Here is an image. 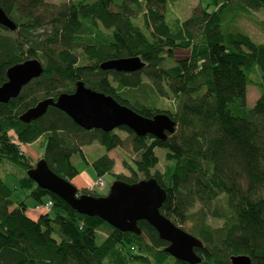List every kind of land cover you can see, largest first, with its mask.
Masks as SVG:
<instances>
[{"label": "trees", "instance_id": "1", "mask_svg": "<svg viewBox=\"0 0 264 264\" xmlns=\"http://www.w3.org/2000/svg\"><path fill=\"white\" fill-rule=\"evenodd\" d=\"M170 1L176 0H0L17 24L14 31L0 25V86L13 64L37 58L44 67L17 97L0 102V163L23 171L13 187L0 175V264H189L165 251L169 243L147 221L138 222L139 235L123 232L40 188L27 174L36 164L22 149L40 139L42 158L69 181L80 174L71 157L94 141L107 150L90 162L97 177H155L167 191L161 212L203 242L195 248L198 264H231L239 254L264 264V42L237 27L241 15L264 9V0H208L173 22ZM179 48L189 55L175 59ZM129 56L146 66L132 73L100 67ZM80 80L145 117L168 114L175 132L161 140L126 126L86 130L53 106L28 123L19 119L43 99L73 93ZM252 85L259 97L249 106ZM165 95L174 97V108L159 105ZM127 140L130 175L116 173L108 154ZM157 148L165 150L164 171L156 169ZM17 191H26L34 207L48 200L53 206L33 219ZM79 194L103 196L93 189Z\"/></svg>", "mask_w": 264, "mask_h": 264}, {"label": "water", "instance_id": "2", "mask_svg": "<svg viewBox=\"0 0 264 264\" xmlns=\"http://www.w3.org/2000/svg\"><path fill=\"white\" fill-rule=\"evenodd\" d=\"M0 25L11 31L17 29V24L1 5ZM145 65L140 56H129L104 61L100 67L103 70L132 73L140 71ZM43 71V64L37 58L11 66L7 70L6 82L0 86V102L7 103L17 97L23 87L41 77ZM50 106L64 111L86 130L101 129L110 132L126 126L139 136L153 135L164 140L168 133H174L176 129V122L168 114L158 113L152 118L145 117L119 103L111 95L86 86L82 80L76 83L73 93H61L57 99H43L20 115L19 119L26 123L38 119ZM27 174L40 188L54 193L80 214L97 216L120 231L138 235L141 233L138 222L145 220L169 243L165 251L172 257L189 264L202 261L195 251V248L203 246L202 240L161 212L167 191L155 177L134 183L116 179L106 195L92 196L79 194V189L71 181L49 168L45 158L39 159ZM230 260L231 264H252L251 257L246 254L232 255Z\"/></svg>", "mask_w": 264, "mask_h": 264}, {"label": "rangeland", "instance_id": "3", "mask_svg": "<svg viewBox=\"0 0 264 264\" xmlns=\"http://www.w3.org/2000/svg\"><path fill=\"white\" fill-rule=\"evenodd\" d=\"M51 3H62L67 0H47ZM208 0H176V1H170L168 4L166 15H167V21L173 22L175 18L178 20H184L189 17L192 13V11L195 10V8L201 6H205L207 4ZM116 3H120L121 0H115ZM196 8V9H197ZM260 21H264V9H260L255 12H251L250 14H244L241 15V17L237 21V27L242 29V31L248 33L256 42L263 43L264 42V27L261 25ZM137 23L141 26H143L142 19L137 20ZM189 55V51L185 49H177L175 53V59H181ZM259 97V91L256 86H249L248 87V93H247V103L249 106H253ZM161 101L159 105L164 109H170L174 108L176 106V100H173L174 97H168L164 96L161 97ZM118 133L126 138V133L122 131H118ZM43 139H40L32 144L29 145H23L24 153L27 154L33 164L35 165L39 159L42 158L44 147L42 144ZM107 150L106 148L100 144L98 141H94L91 144L85 145L82 147V151L75 153L71 157V162L79 169L81 173L80 180L83 179H90L87 183L88 185H91L93 189L101 195H105L109 192L110 186L112 182L115 180L114 177L111 174H105L103 176V179L105 181L104 187H99L97 184V175L90 164L93 160L99 158L103 154H106ZM115 159H116V169L118 172H123L125 175H130L131 171L127 169L123 161L124 159H127L131 165H133V154L131 153V145L130 140H127V143L125 146L117 148L115 150H111L109 152ZM157 155L160 157L159 165L156 169L160 171H164L165 169V150L162 148L156 149ZM154 169L153 172L156 170ZM22 170H20L18 167L14 166L13 164L5 161L0 163V175L5 180V182L13 187L16 183V180L22 176ZM86 180V181H87ZM72 182V181H71ZM87 186V185H86ZM82 190V189H79ZM17 195L20 197L21 200H24L25 203L28 206L27 214L32 217L36 218L37 214L39 212L35 209V201L33 198H27L26 191H17ZM35 213V215H33ZM37 213V214H36ZM208 221L217 226L221 224L220 220H216L212 217L208 218ZM191 222H187L186 224L182 225L184 228H189L191 226ZM98 242H102L101 235L98 236Z\"/></svg>", "mask_w": 264, "mask_h": 264}, {"label": "crops", "instance_id": "4", "mask_svg": "<svg viewBox=\"0 0 264 264\" xmlns=\"http://www.w3.org/2000/svg\"><path fill=\"white\" fill-rule=\"evenodd\" d=\"M188 18V16H187ZM110 157H112L114 160H115V172L116 173H121V172H118L117 169H116V159L110 154L108 153ZM123 173V172H122ZM81 177V173L77 176H75L71 181L72 183L78 188V189H93V187L91 185H88L87 183H89L88 181H90V179H83V180H80L79 178ZM87 180V181H86ZM87 185V186H86ZM94 190V189H93ZM36 210L39 212V211H42V210H45V209H35L34 212H36ZM37 214V213H36ZM33 215H35V213H33ZM38 215V214H37ZM37 218V217H36ZM36 218H33V219H36Z\"/></svg>", "mask_w": 264, "mask_h": 264}, {"label": "built area", "instance_id": "5", "mask_svg": "<svg viewBox=\"0 0 264 264\" xmlns=\"http://www.w3.org/2000/svg\"><path fill=\"white\" fill-rule=\"evenodd\" d=\"M97 184L99 187H104L105 186V181L103 179V177H97ZM53 206V201L52 200H48L46 203L41 204L39 206L36 207V209H45V210H49L51 207Z\"/></svg>", "mask_w": 264, "mask_h": 264}, {"label": "bare ground", "instance_id": "6", "mask_svg": "<svg viewBox=\"0 0 264 264\" xmlns=\"http://www.w3.org/2000/svg\"><path fill=\"white\" fill-rule=\"evenodd\" d=\"M14 65V64H13ZM146 66V65H145ZM44 68V67H43ZM26 123V122H25ZM94 191V190H93ZM160 236V235H159ZM134 247V246H133ZM132 248V247H131ZM135 249V248H134ZM138 250V249H137ZM135 253V252H134ZM200 256V255H199Z\"/></svg>", "mask_w": 264, "mask_h": 264}]
</instances>
